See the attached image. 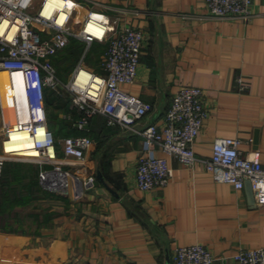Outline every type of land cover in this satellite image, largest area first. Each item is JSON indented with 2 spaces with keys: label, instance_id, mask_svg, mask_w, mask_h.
I'll return each instance as SVG.
<instances>
[{
  "label": "crops",
  "instance_id": "0c3cea01",
  "mask_svg": "<svg viewBox=\"0 0 264 264\" xmlns=\"http://www.w3.org/2000/svg\"><path fill=\"white\" fill-rule=\"evenodd\" d=\"M81 1L143 31L135 80L123 86L150 105L136 126L162 124L178 88L196 85L208 107L196 154L210 156L219 137H240L242 151L259 148L264 162V0H252L246 20L209 16L205 0ZM99 42L87 49L93 53ZM97 49L86 65L100 71L104 49ZM0 107L5 124H15L17 107L14 119H5ZM66 131L93 139L81 161L64 156L59 144V157L80 184L64 192L39 182L19 185L28 201L14 206L13 220L0 216V264H172L173 249L193 243L207 247L214 264H236L238 249L264 246V203H256L248 183L236 189L215 181L202 162L186 166L154 146L173 173L167 184L143 191L135 181L146 149L138 133L108 125L100 113L85 128L71 122ZM12 161L38 180L37 163Z\"/></svg>",
  "mask_w": 264,
  "mask_h": 264
},
{
  "label": "built area",
  "instance_id": "2783aa9c",
  "mask_svg": "<svg viewBox=\"0 0 264 264\" xmlns=\"http://www.w3.org/2000/svg\"><path fill=\"white\" fill-rule=\"evenodd\" d=\"M66 10L62 21V9L43 13L46 0H0V70H6L10 83L19 74L26 105L24 112L17 108L15 124L8 126L0 107V179L7 160H26L37 163L38 182L47 189L64 192L78 186L80 178L65 167L58 155L56 141L61 143L64 156L81 161L93 142L88 134L67 135L56 138L48 125L46 94L48 90L69 96L70 108L82 112L74 123L85 128L90 117L100 113L106 123L138 133L146 149L137 159L135 181L139 189L146 191L165 185L172 177L173 168L166 156L153 152L157 146L166 155L174 156L186 166L200 161L211 171L215 181L227 182L236 189L249 182L256 203H264V162L259 148L247 153L241 149L240 137H219L208 157H199L194 141L208 113L203 99V89L196 85H181L172 97L162 124L146 122L136 124L149 111L150 105L139 96L125 90V84L135 80L141 50L143 31L133 25L120 24L118 15L94 10L81 0H63ZM70 1V2H69ZM207 14L213 17L252 16V0H205ZM85 7L78 18L80 7ZM94 13L99 18L100 31H87L88 20ZM71 36L84 40L107 42L100 60V71L87 66L83 56L71 71L68 80H62L52 61V56L66 46ZM81 72L86 79H79ZM241 89L247 84L238 77ZM24 131L31 138L36 155L21 153L22 149L7 150L6 141L14 133ZM233 258L236 264H264V246L238 249ZM214 254L200 243L176 246L172 251V264H214Z\"/></svg>",
  "mask_w": 264,
  "mask_h": 264
},
{
  "label": "trees",
  "instance_id": "16d2710c",
  "mask_svg": "<svg viewBox=\"0 0 264 264\" xmlns=\"http://www.w3.org/2000/svg\"><path fill=\"white\" fill-rule=\"evenodd\" d=\"M98 47H102L105 50L107 42H99L98 44H95L93 53H91V51L87 49V43L84 40L71 36L66 46L52 56V61L56 67L58 76L62 80H65L66 76L75 67L83 54L84 63L92 65L96 56L99 54V50L97 49ZM46 109L48 125L54 131L56 138L69 135L66 134L67 127L70 126L71 122L75 123L82 116V112L76 110L75 108H70L69 96L67 94L59 96L52 90L47 91L46 94ZM61 134L63 135L60 136ZM71 135L77 134L75 133ZM59 144L60 142L56 141L57 150L60 148ZM24 167V164L19 161L8 160L3 164L2 176L0 179L1 217L5 213H8L7 211L9 209H13L16 204L27 203L28 198L20 196L21 194L17 189L19 185L28 183L32 186L34 183L38 182V180H32L34 176L33 171ZM52 194L54 197L68 202L67 196L56 192H53Z\"/></svg>",
  "mask_w": 264,
  "mask_h": 264
},
{
  "label": "bare ground",
  "instance_id": "6f19581e",
  "mask_svg": "<svg viewBox=\"0 0 264 264\" xmlns=\"http://www.w3.org/2000/svg\"><path fill=\"white\" fill-rule=\"evenodd\" d=\"M65 3L66 2L63 0H46L43 13L45 15H49L56 8L62 9L59 16V20L62 21L66 13V10L63 8ZM84 9L85 7H80L78 18L82 17L83 11H85ZM103 17L104 16L102 15L94 13L87 21V31L97 30V28L101 31L103 26L99 25L98 20ZM86 75V73L81 72L79 79L84 81L86 79ZM0 105L3 107L5 119H7L8 116L9 118L14 119L15 107L20 109L22 113L24 112L26 97L24 95V85L19 74H16L15 82L14 84H11L8 72L6 70H0ZM5 145L7 146V150L22 149L21 153L27 155L37 154L36 149L33 148L31 138L24 131L14 133L12 138L6 141Z\"/></svg>",
  "mask_w": 264,
  "mask_h": 264
},
{
  "label": "rangeland",
  "instance_id": "374dc122",
  "mask_svg": "<svg viewBox=\"0 0 264 264\" xmlns=\"http://www.w3.org/2000/svg\"><path fill=\"white\" fill-rule=\"evenodd\" d=\"M90 51H92V49L90 50ZM70 76H69V74L67 75V77L66 78H69ZM67 94V93H66ZM68 95V94H67ZM0 129H1V125H0ZM14 211H16V208L14 209H9L7 212L8 213H5L3 216H5L7 219H9V220H13V217H14ZM23 215V214H22Z\"/></svg>",
  "mask_w": 264,
  "mask_h": 264
},
{
  "label": "water",
  "instance_id": "95a60500",
  "mask_svg": "<svg viewBox=\"0 0 264 264\" xmlns=\"http://www.w3.org/2000/svg\"><path fill=\"white\" fill-rule=\"evenodd\" d=\"M97 175H98V177H99V178H102V176H101V173H100V171H99V170L97 171ZM247 183L249 184V182H248V181H246V182H245V184H247ZM249 185H250V184H249Z\"/></svg>",
  "mask_w": 264,
  "mask_h": 264
}]
</instances>
